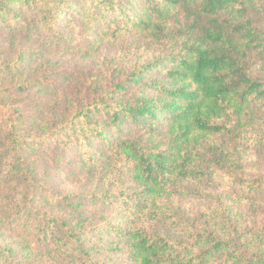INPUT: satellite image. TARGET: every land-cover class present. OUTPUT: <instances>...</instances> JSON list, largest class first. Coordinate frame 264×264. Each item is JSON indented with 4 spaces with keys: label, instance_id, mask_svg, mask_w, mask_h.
<instances>
[{
    "label": "trees",
    "instance_id": "trees-1",
    "mask_svg": "<svg viewBox=\"0 0 264 264\" xmlns=\"http://www.w3.org/2000/svg\"><path fill=\"white\" fill-rule=\"evenodd\" d=\"M39 1L41 20L54 21L52 1ZM88 1L101 17H111L115 34L141 33L158 49L115 86L141 91L128 99L103 96L73 118L108 117V127L97 121L96 134L110 148L101 154L100 168L129 183L131 192V197L125 191L113 195L115 203L128 204L126 218L112 228L123 243L115 249L131 264H264V227L232 217L223 203L190 212L182 204L220 200L226 176L258 195L242 194L240 200L264 202V172L252 173L248 165L254 155H264V26L254 15L258 0ZM11 2L0 0V10ZM11 64L1 73L21 70L17 58ZM159 68L166 69L161 80L144 82ZM150 88L155 95H145ZM126 120L135 131L110 139L112 128ZM17 123L0 136V170L6 166L21 186L6 213L11 231L30 233L42 244L25 247L30 241L20 237L21 252L11 244L0 246V264H100L78 222L42 207L68 205L71 196L39 178L29 152L42 140H29ZM80 135L74 138L83 143L86 137ZM44 247L57 259L43 262Z\"/></svg>",
    "mask_w": 264,
    "mask_h": 264
},
{
    "label": "rangeland",
    "instance_id": "rangeland-1",
    "mask_svg": "<svg viewBox=\"0 0 264 264\" xmlns=\"http://www.w3.org/2000/svg\"><path fill=\"white\" fill-rule=\"evenodd\" d=\"M9 1L0 10V136L17 120L29 140L40 137V145L29 152L30 162L34 161L39 178L53 191L71 196L68 205L44 202L42 207L78 222L76 228L83 231L100 264H131L123 250L115 249L123 243L112 231L128 212V204L115 203L113 195L125 191L131 197L129 183L111 176L107 167L100 168L101 154L110 153V148L108 141L96 134L97 121L108 127L104 122L108 117L73 118L103 96L128 99L136 90L141 91L137 86L126 90L115 86L153 59L158 49L141 33L119 30L115 34L111 17H101L88 0H51L54 21L41 20L39 0ZM256 7L254 15L261 16L259 24L264 26V0L256 1ZM15 58L21 70L9 68L8 73H1L2 67L14 64L10 65ZM165 72V68L148 72L144 82L161 80ZM155 92L154 88L146 89L145 95L153 96ZM130 125L126 120L121 127H113L109 138L135 131ZM78 134L86 137L83 143L74 138ZM255 157L248 160L250 171L264 172V155ZM5 167L0 170V246L11 244L21 252L20 237L30 241L25 247L42 243L30 233L21 235L10 230L12 222L6 212L14 203L9 199L20 192L21 186L16 177L6 174ZM231 181L225 177L222 198L212 200L213 204L184 199L183 207L188 212L201 211L211 206L223 208V203L232 217L254 228L264 227V202L240 200L242 194L258 195ZM70 204L79 206L75 209ZM39 253L43 262L57 259L47 247Z\"/></svg>",
    "mask_w": 264,
    "mask_h": 264
}]
</instances>
